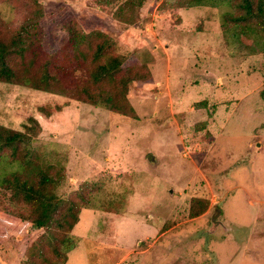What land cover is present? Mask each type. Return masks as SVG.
<instances>
[{
  "label": "rangeland",
  "instance_id": "1",
  "mask_svg": "<svg viewBox=\"0 0 264 264\" xmlns=\"http://www.w3.org/2000/svg\"><path fill=\"white\" fill-rule=\"evenodd\" d=\"M39 1L44 52L68 41L72 21L147 78L127 93L134 119L0 83V126L24 132L34 118L31 146L59 171L56 195L90 197L65 264H264V42L224 34L227 4ZM23 2L0 0V22L20 19ZM17 169L0 161V181ZM9 222L0 264H26L39 233Z\"/></svg>",
  "mask_w": 264,
  "mask_h": 264
},
{
  "label": "trees",
  "instance_id": "2",
  "mask_svg": "<svg viewBox=\"0 0 264 264\" xmlns=\"http://www.w3.org/2000/svg\"><path fill=\"white\" fill-rule=\"evenodd\" d=\"M180 1L182 8L227 4L230 12L221 25L224 34L247 47L264 42V0ZM23 4L20 19L0 22V83L61 95L134 119L127 93L134 83L147 80L141 71L124 67L125 57L114 52L109 38L84 33L72 21L67 24L68 41L53 53L44 52L43 6L39 0ZM39 110L52 114L49 107ZM58 111L60 107L54 110ZM23 128L24 132H15L0 126V161L18 166L0 181V221L15 224L14 231L21 237L39 233L38 243L23 246L26 264H65L67 254L76 247L72 230L79 211L90 205V197L82 189L74 197L56 195L59 171L36 156L31 146L40 126L29 117ZM3 227L0 244L8 240L11 230Z\"/></svg>",
  "mask_w": 264,
  "mask_h": 264
}]
</instances>
